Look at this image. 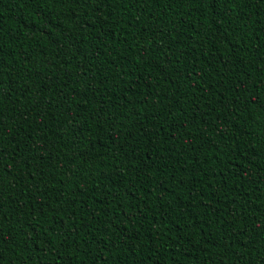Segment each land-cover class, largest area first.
<instances>
[{
    "label": "trees",
    "instance_id": "1",
    "mask_svg": "<svg viewBox=\"0 0 264 264\" xmlns=\"http://www.w3.org/2000/svg\"><path fill=\"white\" fill-rule=\"evenodd\" d=\"M0 264H264V0H0Z\"/></svg>",
    "mask_w": 264,
    "mask_h": 264
},
{
    "label": "snow or ice",
    "instance_id": "2",
    "mask_svg": "<svg viewBox=\"0 0 264 264\" xmlns=\"http://www.w3.org/2000/svg\"><path fill=\"white\" fill-rule=\"evenodd\" d=\"M68 39H71L70 37Z\"/></svg>",
    "mask_w": 264,
    "mask_h": 264
}]
</instances>
